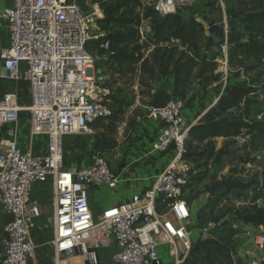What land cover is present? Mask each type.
<instances>
[{
	"label": "built area",
	"instance_id": "built-area-1",
	"mask_svg": "<svg viewBox=\"0 0 264 264\" xmlns=\"http://www.w3.org/2000/svg\"><path fill=\"white\" fill-rule=\"evenodd\" d=\"M147 1L163 18L192 9L198 0ZM3 23L9 35L8 47L0 52L4 76L28 81L30 103L25 110L30 131L45 136L46 147L37 156L19 150L13 140L0 142V215L4 220L0 264H27L34 256L36 246L30 232L42 212L32 192L44 184L52 189L50 245L56 256L74 258L73 264H79L78 258L84 264H100L95 252L114 243L111 264H160L157 250L165 246L173 264H181L191 248L188 223L192 210L184 193L190 166L180 158L185 137L197 122L183 115L184 102L171 96L165 108L148 109L158 135L146 155L173 153L151 188L94 216L88 204L89 190H114L121 177L99 150L93 152L87 167L66 169L63 142L77 134L94 138L95 122L111 114L103 103L112 96L105 57L89 48L99 36L91 37V22L80 0H11L9 7L0 8V29ZM138 34L143 42L150 28L141 25ZM107 46L104 43L101 48ZM219 47L222 57L217 62L226 72V41ZM21 63L26 66L23 74L19 73ZM21 110L16 96L6 94L0 100V127L15 122ZM218 225L212 220L201 223L197 239L211 238ZM259 240L263 248L264 235ZM233 261L262 264L248 258L239 261L236 255Z\"/></svg>",
	"mask_w": 264,
	"mask_h": 264
},
{
	"label": "trees",
	"instance_id": "trees-1",
	"mask_svg": "<svg viewBox=\"0 0 264 264\" xmlns=\"http://www.w3.org/2000/svg\"><path fill=\"white\" fill-rule=\"evenodd\" d=\"M96 1L99 6L96 15L103 17L106 30L98 40L89 43V48L104 55L106 76L117 91L131 87L138 75L171 80L172 98L183 102L192 87L205 94L209 88L223 85L214 105L197 112L196 118L199 119L185 137L180 160L190 166L191 172L189 183L184 188L185 195L194 183L205 179L206 170L203 168L210 161L217 163L228 155L224 149L234 143L230 141L246 139V149L264 151V105L257 108L259 118L252 114L253 108L261 105L259 98L264 102V78L259 87L251 86L249 82L231 84L229 72L226 77L217 72V60L222 54H208L210 48L226 41L227 68L236 76L264 69V0H229L226 35L222 30L212 28L208 36L202 21L193 14L182 17L177 13L161 18L150 6H143L141 0ZM143 20H149L150 34L140 42L138 29ZM104 43L108 44L106 50L101 48ZM149 48L152 52L146 55ZM103 103L111 114L98 119L94 128L106 121L113 125L124 122L123 115L130 107L129 102L112 95ZM216 139L224 141L217 151L214 146ZM200 146L204 149L197 152ZM232 191L239 192V196L244 191L251 193L252 206L234 211L232 218L223 216L203 220L201 223L212 220L219 225L211 238L191 240L190 251L181 264H235L233 239L238 235L237 223L259 228L264 235V207L257 204L264 198V173L253 175L244 184L222 183L209 190L205 188L203 192L208 195V200L197 217L201 218L206 210H212ZM187 201L190 202L188 198Z\"/></svg>",
	"mask_w": 264,
	"mask_h": 264
},
{
	"label": "rangeland",
	"instance_id": "rangeland-1",
	"mask_svg": "<svg viewBox=\"0 0 264 264\" xmlns=\"http://www.w3.org/2000/svg\"><path fill=\"white\" fill-rule=\"evenodd\" d=\"M143 6L148 7L147 0H141ZM83 9L89 16L91 22V37L101 36L106 30L102 23V18H98L96 15L99 6L96 0H80ZM229 0H198L194 7L189 11L181 12V16L185 17L188 13L193 14L195 18L201 20L203 26L205 27L206 36L211 34L212 28L217 30H222L225 34L227 32V22L228 18L226 16V10ZM141 25L145 28L150 27L149 20H143ZM220 45L210 48L209 55H217L220 52ZM202 48H205L203 43ZM152 49L149 48L146 55H150ZM218 63L217 72L221 73L226 77L229 73L232 75L230 77V83H240L249 82L251 86L259 87L263 81L264 69L258 68L257 70L248 71L241 73L239 76L234 73V71L226 70L224 71L223 66ZM153 69V65L150 64ZM229 72V73H228ZM166 80L154 76H144L138 75L133 82L131 87L122 88L121 91H117L116 88L112 87V95L115 98H120L130 103V107L127 108L123 115V123L113 125L110 121H106L100 125L95 126L97 135L93 138L94 140L99 139L101 142V148L99 149L103 157L106 159L111 169L117 172L121 168L120 160L128 152V144L134 142L132 138L135 134V129L138 125V120H141L145 116H148L149 111L147 104L151 101L152 97L150 95L153 91L164 89ZM137 85V88H134ZM220 87H211L205 94H201L200 91L195 90L193 87L188 91L187 97L184 99L183 111H188L191 106L190 103L198 100L200 108L196 110H201L202 108H209L214 105V100L218 97L219 92L222 89ZM261 102L259 107L253 108V117L258 118V110L264 105V102L259 98ZM183 112V113H184ZM189 114V113H188ZM191 121V120H190ZM79 138L80 145L78 146L82 151V154H87L84 150V145L89 146L91 150L93 148V141L89 140L90 137L83 135H76ZM246 139H236L230 142L229 146L225 147L224 151L228 152L227 156L222 157L217 163L210 161L207 167L203 168L206 170L205 179L201 183H194L191 189L186 193L187 198L190 200V208L192 210V219L189 221L188 225L192 230L191 240L197 239L196 230L203 220L207 219H219L223 216L232 218V214L236 210H242L249 206H252L251 193L244 191L241 193L232 191L229 195L221 198L212 210H206L202 217L198 218V211L205 206L208 195L204 193V189H212L216 185L222 183H247V181L255 174L264 173V151H251L245 148ZM222 139L214 140L215 150H219L223 145ZM77 148V150L79 149ZM83 148V149H82ZM86 148V147H85ZM204 147L200 146L197 152H201ZM74 157H78L79 154L71 152ZM80 158V157H78ZM202 164V163H201ZM201 172H203L201 170ZM39 186L33 188V192ZM107 189L106 187H102ZM92 188L89 190L91 193ZM115 194V189L111 191ZM259 206L264 207V198L257 201ZM200 216V215H199ZM4 220L0 215V242L3 235ZM238 235L233 239V244L235 245L236 252L234 255L238 257L239 261H242L245 256H250V260H260L264 264V247L260 248L258 246L259 239L263 236V231L261 229L254 228L250 225H244L237 223ZM160 248V247H159ZM158 248V249H159ZM1 251V245H0ZM158 258L161 264H173L172 258L168 254V248L163 246L160 251L157 250ZM111 264V263H110Z\"/></svg>",
	"mask_w": 264,
	"mask_h": 264
},
{
	"label": "crops",
	"instance_id": "crops-1",
	"mask_svg": "<svg viewBox=\"0 0 264 264\" xmlns=\"http://www.w3.org/2000/svg\"><path fill=\"white\" fill-rule=\"evenodd\" d=\"M11 5V0H0V8L4 9ZM9 35L5 23L0 29V52L8 47ZM26 71L25 64L19 66V73L23 74ZM164 90H171L172 81L166 80ZM6 94H14L17 98L18 105L22 110L18 114L15 122L3 124L0 127V142L3 140H13L17 148L21 151L31 152L34 155L41 156L44 154L46 147V138L43 135H33L30 131L29 114L25 110L30 103L29 83L26 79L12 81L4 76L3 61L0 58V100ZM190 103L187 114L182 111L183 115L190 121L198 120L196 118V110L200 108L198 100ZM208 109V108H207ZM189 113V114H188ZM201 116V115H200ZM158 127L156 123L145 116L138 120V125L135 129V134L132 138L135 140L128 144V152L120 160L121 168L116 173L120 175L121 182L115 189V194H112L109 189L92 188L91 193H88V204L91 213L98 216L103 210L119 206L130 202L133 195H142L148 191L153 185L156 177L165 169V167L173 159V153L167 152L147 156L146 153L150 150L151 145L156 140L158 135ZM93 143V138H89ZM79 138L76 135L64 138V166L68 170L80 169L87 167L90 164V158L94 150L89 146L84 145V150L87 154H82ZM86 147V148H85ZM77 148H79L77 150ZM83 149V148H82ZM73 153L79 154L74 157ZM32 198L37 200L41 208V218L34 220V226L31 229V237L35 243L36 249L34 256L27 259V264H73L74 258L69 256H56L50 242L53 239V228L51 219L53 217V200L52 189L50 184L39 185L32 192ZM3 219V218H2ZM162 247L158 249L160 251ZM115 251L114 243L108 248L99 250L97 256L100 264H110V258ZM1 255V251H0ZM250 259V256H245V259ZM79 264H84L81 258L77 261ZM161 264V262H160Z\"/></svg>",
	"mask_w": 264,
	"mask_h": 264
},
{
	"label": "water",
	"instance_id": "water-1",
	"mask_svg": "<svg viewBox=\"0 0 264 264\" xmlns=\"http://www.w3.org/2000/svg\"><path fill=\"white\" fill-rule=\"evenodd\" d=\"M171 91L169 90H164V89H159L156 90L152 94V99L151 101L147 104L148 109H153V110H160L166 107V105L170 102L171 100ZM152 146V145H151ZM101 148V142L99 139L95 141L94 145V151H98ZM96 253V260L99 262L97 252Z\"/></svg>",
	"mask_w": 264,
	"mask_h": 264
},
{
	"label": "flooded vegetation",
	"instance_id": "flooded-vegetation-1",
	"mask_svg": "<svg viewBox=\"0 0 264 264\" xmlns=\"http://www.w3.org/2000/svg\"><path fill=\"white\" fill-rule=\"evenodd\" d=\"M94 145H95V141H94V143H93V147H94Z\"/></svg>",
	"mask_w": 264,
	"mask_h": 264
}]
</instances>
